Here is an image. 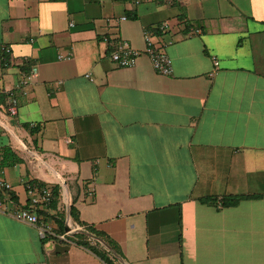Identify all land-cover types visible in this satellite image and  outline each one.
<instances>
[{"label":"crops","instance_id":"crops-1","mask_svg":"<svg viewBox=\"0 0 264 264\" xmlns=\"http://www.w3.org/2000/svg\"><path fill=\"white\" fill-rule=\"evenodd\" d=\"M144 29L171 74L110 59ZM31 65L10 116L4 91ZM2 147L19 159L0 167L5 208L27 206L30 179L56 185L40 212L67 235L0 210V264H109L75 242L84 226L112 264H264V0H0Z\"/></svg>","mask_w":264,"mask_h":264},{"label":"built area","instance_id":"built-area-1","mask_svg":"<svg viewBox=\"0 0 264 264\" xmlns=\"http://www.w3.org/2000/svg\"><path fill=\"white\" fill-rule=\"evenodd\" d=\"M138 2V0H134ZM108 19V18H107ZM126 19V16L108 19L110 23L118 24L121 20ZM168 24L167 21H162L158 25V29L164 31L167 28ZM143 39L145 46L142 49H137L131 47L127 41L125 40H114L115 42L112 43V48L109 51L110 59L117 64L118 66H131L135 63L137 57L142 54L147 55L154 69L163 75H169L172 73V65L171 59L168 57L166 52L164 51V47L169 42H158L155 39V36L152 31L149 29H144L143 31ZM6 52L9 49H4ZM68 56H64L62 54L58 55L59 59L67 58ZM215 65L217 64L216 61L213 62ZM38 75L37 68L34 65H31L29 70L26 73L22 74V77L17 81V83L11 87L7 88L4 91V109L6 113L10 116H15L17 113V106H18V99H17V91H22L25 93L24 88L31 83V81L36 78ZM0 188L1 189H9L10 185L7 182L0 181ZM25 190L27 193V206H20L16 205L15 208H10L7 210L4 206V201L0 199V210L7 212L12 217L33 224L37 227L38 232L41 237L45 238L50 235H54L61 239L65 238L66 233H62L60 235H56L53 233L52 226L49 222L45 221L41 215V210H45L48 207V204L51 200V189L49 186H36V185H26ZM88 194H93L92 188H87ZM75 229H81V226L76 225ZM90 242H92V237L89 234L87 238Z\"/></svg>","mask_w":264,"mask_h":264},{"label":"trees","instance_id":"trees-1","mask_svg":"<svg viewBox=\"0 0 264 264\" xmlns=\"http://www.w3.org/2000/svg\"><path fill=\"white\" fill-rule=\"evenodd\" d=\"M127 1V0H125ZM0 154H1V160H0V167L5 166V165H11L14 162L18 161V157L14 156L12 150L10 149V147H2L0 148ZM36 185V186H43L44 184L36 179H30L28 181L25 182V186L26 185ZM51 189V200L48 204L49 208H55L56 203L58 201V197H59V189L58 187L55 186H50ZM253 196H248V195H242V196H230V197H221L219 199V201L214 198V197H204L203 199H201L202 201H208V202H216L218 201L220 203L221 206H228V205H233L236 204L239 200L243 199V198H250ZM69 216L72 218L76 217L75 214V207H74V201L73 204L70 205L69 208ZM73 220V219H72ZM60 223V227L59 230L63 231L64 229V218L62 217L61 220H58ZM85 227V232H81V233H77V239L75 240V242L82 244L84 246H86L87 248H89L91 251H93L96 255H98L100 258H102L103 260H105L107 263L112 264L109 256L107 255V251H105L102 248H98V242L96 243H90V241L87 239L88 237L85 235L86 233L91 234L95 237L98 238L99 232H97L96 230H94L92 227L90 226H84ZM61 228V229H60ZM100 245V244H99Z\"/></svg>","mask_w":264,"mask_h":264}]
</instances>
